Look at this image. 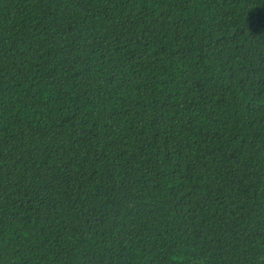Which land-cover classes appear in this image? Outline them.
Listing matches in <instances>:
<instances>
[{
  "label": "trees",
  "instance_id": "trees-1",
  "mask_svg": "<svg viewBox=\"0 0 264 264\" xmlns=\"http://www.w3.org/2000/svg\"><path fill=\"white\" fill-rule=\"evenodd\" d=\"M0 264H264V0H0Z\"/></svg>",
  "mask_w": 264,
  "mask_h": 264
}]
</instances>
